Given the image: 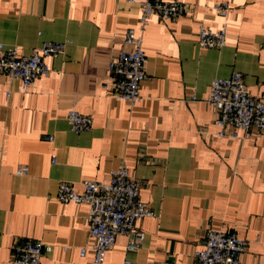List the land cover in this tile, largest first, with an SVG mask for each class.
Returning a JSON list of instances; mask_svg holds the SVG:
<instances>
[{"label": "crops", "instance_id": "0c3cea01", "mask_svg": "<svg viewBox=\"0 0 264 264\" xmlns=\"http://www.w3.org/2000/svg\"><path fill=\"white\" fill-rule=\"evenodd\" d=\"M179 1L191 6L188 13L149 20L147 76L131 105L104 84L111 59L131 48L127 31H140L139 3L0 0L1 43L30 54L45 41L68 42L64 53L46 58L50 75L26 92L0 73L1 264H16L12 247L26 239L54 245L43 264H92L89 206L55 196L61 181L82 191V180L107 182L122 164L142 182L154 215L136 222L145 233L141 246L129 249V236L119 234L105 264H196L209 228L237 233L247 241L241 259L264 264V132L233 136L227 127L220 136L218 112L204 100L215 77L234 71L264 97V0ZM222 2L230 5L226 17L215 9ZM224 25L223 47L199 46L200 26ZM72 109L92 116L89 130L71 129ZM21 166L28 172L17 174Z\"/></svg>", "mask_w": 264, "mask_h": 264}, {"label": "built area", "instance_id": "2783aa9c", "mask_svg": "<svg viewBox=\"0 0 264 264\" xmlns=\"http://www.w3.org/2000/svg\"><path fill=\"white\" fill-rule=\"evenodd\" d=\"M141 5L140 31L129 29L125 41L131 46L119 52L111 59L108 68V80L104 84L112 96L123 99L135 105L142 98V83L147 76L144 49V32L152 16L161 19H177L188 13L191 6L179 0H127ZM219 14L226 17L230 10L228 2L215 6ZM226 26L218 31L200 26L198 44L202 48H221L226 44ZM68 42L45 41L30 54H22L18 46H6L0 42V73L6 76L8 82L21 81V91H28L36 79L49 76L52 68L47 63L49 56L57 57L64 53ZM10 92L7 91V97ZM197 100L196 95L190 96ZM218 112L217 124L222 128L219 133L224 136V129L232 127L233 136L238 130H244L249 136L253 130L264 132V97L253 96L250 92L244 74L234 71L229 77H215L209 86V94L204 98ZM71 129L76 132L91 128V115L72 109L67 114ZM45 139L53 141L51 135ZM53 162L56 156H52ZM28 172L27 166H21L16 173ZM82 191H77L74 184L61 181L56 193V199L62 202L87 204L89 206V237L95 243L90 246L94 251L92 264H105L107 252L115 244L119 234L129 236L128 248L137 249L144 241L145 233L140 230L137 220L154 215L149 204L141 198L142 182L135 178L126 164L112 170L111 179L107 182L94 179L81 181ZM247 241L235 232L209 228L203 248L196 250V264H249L241 259L246 250ZM54 245L42 241L26 239L17 242L12 247V259L16 264H43L41 257L52 253ZM89 249L81 248V255ZM1 264V261H0ZM123 264H134L125 259ZM155 264H173L170 261Z\"/></svg>", "mask_w": 264, "mask_h": 264}]
</instances>
